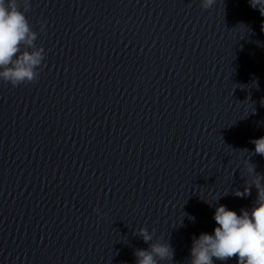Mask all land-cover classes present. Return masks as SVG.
<instances>
[{
	"label": "clouds",
	"instance_id": "9594fccd",
	"mask_svg": "<svg viewBox=\"0 0 264 264\" xmlns=\"http://www.w3.org/2000/svg\"><path fill=\"white\" fill-rule=\"evenodd\" d=\"M250 3L264 15V0ZM216 4L217 0H201L200 6L208 10ZM30 9V0H0V81L12 87L37 82L43 70L46 53L36 44L38 33L27 16ZM40 31H44L43 24ZM250 143L255 145L254 152L240 151L264 157V136ZM249 157L244 161L249 179H245L243 191L237 189L234 195L245 198L254 187L257 195L252 207L241 208L239 214L225 205L216 207L213 216L216 227L212 234L201 233L192 238L188 264H216V261L224 264L233 258L237 264H264V175L255 171L256 165ZM94 211L100 214L98 208ZM189 219L195 221V217ZM134 235L148 245L146 249L134 250L135 264L172 262L174 249L168 238L156 237L155 230L150 232L146 227L139 228Z\"/></svg>",
	"mask_w": 264,
	"mask_h": 264
}]
</instances>
